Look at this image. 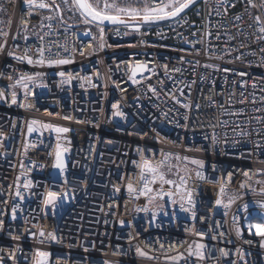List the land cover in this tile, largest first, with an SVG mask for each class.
I'll use <instances>...</instances> for the list:
<instances>
[{"label":"built area","instance_id":"2783aa9c","mask_svg":"<svg viewBox=\"0 0 264 264\" xmlns=\"http://www.w3.org/2000/svg\"><path fill=\"white\" fill-rule=\"evenodd\" d=\"M40 2L0 0V264H264V0H200L136 34ZM143 161L175 185L142 195Z\"/></svg>","mask_w":264,"mask_h":264},{"label":"snow or ice","instance_id":"6c2138e0","mask_svg":"<svg viewBox=\"0 0 264 264\" xmlns=\"http://www.w3.org/2000/svg\"><path fill=\"white\" fill-rule=\"evenodd\" d=\"M193 0H169V3L164 4L163 0H160V5L156 7H150L148 5L145 6L143 9V14L141 15L140 11L135 8H122L118 7L115 2L109 3L108 0H95V2H91V0H72V5L80 12L81 17L85 19V22H89L88 18H91L93 21H97L99 24H104L106 21L112 24H124L125 21L121 19V15H128L131 19H137L139 18L144 23H151L157 20H163L166 18H171L177 16L180 12H182L185 8H187ZM24 3L28 5L29 7H32L35 3V0H24ZM53 3H55V0H53ZM64 3L67 4L68 0H64ZM249 3H251V0H249ZM39 8H47L49 5L43 0L36 5ZM255 7V5H252ZM170 9V10H168ZM56 10L59 11V6L56 7ZM114 11L116 14H110V12ZM49 19H52V17H49ZM101 31H103L101 29ZM261 32H264V28L260 29ZM0 35L7 36V33L0 32ZM4 45L0 44V50H2ZM43 50L41 49V54ZM9 55H12V53H9ZM17 59L20 60H27L29 64L33 63L31 57L24 56V57H17ZM70 61L67 59H56V60H49V64H66ZM39 64H43L44 60L40 59L37 61ZM60 76H63L64 73L60 72ZM11 79V78H9ZM22 79L31 80L33 79L32 76H25ZM17 83H20V81H17ZM3 96V93L0 92V97ZM13 103H15V94H13ZM113 108H117V105H113ZM119 114V113H117ZM32 123H37L36 121H33ZM45 127H50L49 125H45ZM31 127H29V131H31ZM57 132H67V128H57ZM213 141L215 142V137H213ZM179 159V157L177 158ZM187 159V158H185ZM192 164L203 166V161L200 160H191ZM56 168L62 169V164L60 160V153L59 151L56 154V163L53 165ZM141 168V182L143 183V188L141 189L142 195H147L148 193L153 192V189L149 187L150 183H156L157 180H159L162 184H168L173 185L174 181L166 179L164 174L159 171L158 166H153L148 161H143V163L140 165ZM145 173H148L151 175L152 179L149 181L145 175ZM196 175L200 178H204L202 173L197 171ZM231 175V174H229ZM245 176L248 175L247 172L244 173ZM181 182L184 183V178L181 177ZM177 189H179V186H177ZM128 190L130 192L135 191L133 189L132 185H128ZM221 193H223V188L220 189ZM57 193L56 192H48L47 196L44 200L45 205H53L55 206L56 199H57ZM168 195H171V193H168ZM188 200L189 203H191V193L188 194ZM216 204L220 205L221 200L217 199ZM225 207H228V205H224ZM259 207L264 208V203H261ZM245 208H247V205H245ZM182 211H188V209L184 208L183 205H181ZM13 212L15 213V209H13ZM15 218V217H14ZM2 223V222H0ZM199 234V233H198ZM259 235H264V232L258 233ZM40 235H45L44 232H40ZM48 236L52 239H55V236L52 233H48ZM18 238V237H17ZM264 246V245H262ZM205 246L202 244L196 245L197 252L196 255L199 256L201 259H203V253L200 251ZM139 251V249L137 250ZM41 257H45L48 254L44 252L37 253ZM143 254V253H141Z\"/></svg>","mask_w":264,"mask_h":264},{"label":"water","instance_id":"95a60500","mask_svg":"<svg viewBox=\"0 0 264 264\" xmlns=\"http://www.w3.org/2000/svg\"><path fill=\"white\" fill-rule=\"evenodd\" d=\"M200 0H193V2L187 7L185 8L182 12H180L177 16L175 17H171V18H166L163 20H157L151 23H144L142 20H140L139 18L137 19H124L121 18L122 20L125 21L124 24H112L109 22H105L104 24H99L97 21H93L91 20V18H88L89 22L95 24V25H99V26H118V27H138V26H152V25H162V24H166L168 22H171L173 20H175L179 15H181L183 12H185L186 10H188L189 8L193 7L195 4H197ZM58 20L61 22L62 18H61V13L60 11H58ZM65 27L67 29H73V30H78L80 28L79 25H65ZM60 160H61V164H62V171L61 168H54V172H53V177H52V181L49 187V192H56L57 195V199H56V203H58L60 201V184L61 181L63 179L64 176V172L67 168V156L66 154H63L60 156ZM55 203V204H56ZM53 206V205H46L47 209H46V213L48 212V209ZM139 257H144L142 254H139ZM47 258L45 257H41L38 256V260H37V264H46ZM167 262H171V263H179V258H174L172 260H167Z\"/></svg>","mask_w":264,"mask_h":264},{"label":"rangeland","instance_id":"374dc122","mask_svg":"<svg viewBox=\"0 0 264 264\" xmlns=\"http://www.w3.org/2000/svg\"><path fill=\"white\" fill-rule=\"evenodd\" d=\"M109 3L115 2V4L118 7L122 8H135L140 11L141 15L143 14V9L145 8L146 5L150 6V0H108ZM164 4L169 3V0H163ZM151 7V6H150ZM170 10V9H168ZM110 14H116L114 11L110 12ZM121 18L124 19H129L130 16L128 15H121ZM130 31L132 30L133 33H137L139 28L137 27H129L128 28ZM175 185V182L174 184ZM154 192V191H153ZM155 193V192H154ZM141 194H139L138 197H140ZM140 208V202L136 200L134 203L130 204L126 209H125V217L127 219H131L132 214ZM51 212H54V207L51 208Z\"/></svg>","mask_w":264,"mask_h":264}]
</instances>
